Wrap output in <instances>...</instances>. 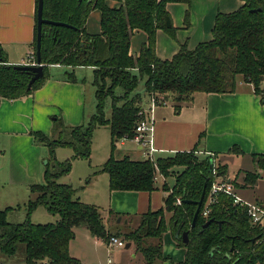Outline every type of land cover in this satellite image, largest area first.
Wrapping results in <instances>:
<instances>
[{
    "label": "trees",
    "instance_id": "obj_1",
    "mask_svg": "<svg viewBox=\"0 0 264 264\" xmlns=\"http://www.w3.org/2000/svg\"><path fill=\"white\" fill-rule=\"evenodd\" d=\"M240 1L243 5L237 11L217 15L210 41L198 44L193 50L180 45L170 60H161L155 54L157 31L174 36L176 30L166 5H189L190 0H43L42 18L70 27L42 25L39 57L43 76L29 90L27 86L33 73L8 65L0 50V100L31 95L49 78V66L90 67L93 68L96 115L87 126L70 128L69 139L65 141L48 138L41 132L31 133L36 145L48 148L56 169L50 170L48 161L43 173L44 183L29 187L35 198L27 203L25 221L10 223L7 215L13 208L0 210V264H15L19 244L24 246L19 264H81L68 252L75 227H85L103 242L114 236L105 228L97 207L82 203L75 197V189L56 181L70 172L72 160L89 159L93 131L103 126L110 130L111 153L99 172L108 176L109 191L151 193L157 189V175L163 178L174 175L164 207L141 214L137 228L123 235L143 255L145 264L166 260L162 253V236L167 230L176 245L185 249L183 260L177 264H264V228L253 226L246 212L234 206L231 198L219 195L207 217L202 216L210 185L214 179L224 177L226 166L217 165L213 175L212 157L199 158L196 149L158 158L155 162L113 157L116 142L133 138L145 98L169 99L178 113L181 105L190 104L196 93L232 94L238 81H242L252 86L264 106V89L261 88L264 82V0ZM110 2L117 6L110 7ZM37 3L38 0L36 13ZM93 10L100 13V32L89 35L85 25ZM36 13L32 45L35 61ZM137 31L145 33L147 38L138 55L132 56L130 40ZM66 81L75 82L72 72L66 73ZM141 81L142 94L137 91ZM107 97L111 98L110 115L105 118L102 104ZM56 121L54 131L62 133L65 125L61 120ZM57 148H71V160L57 162ZM229 152L243 154L237 146ZM251 157L255 171L246 172L243 178L244 186L248 187H254L261 177L258 172L264 171V154ZM174 168L181 170L174 172ZM231 184L238 186L234 180ZM161 190L169 192L165 184ZM201 198L199 214L191 228ZM176 199L180 200V205L176 204ZM38 206L58 216V220L52 224L31 223L29 214ZM207 221L211 222L203 228ZM184 232H188L186 245L182 242Z\"/></svg>",
    "mask_w": 264,
    "mask_h": 264
},
{
    "label": "crops",
    "instance_id": "obj_2",
    "mask_svg": "<svg viewBox=\"0 0 264 264\" xmlns=\"http://www.w3.org/2000/svg\"><path fill=\"white\" fill-rule=\"evenodd\" d=\"M221 1L219 0V3ZM108 5L110 7L117 6L115 2H110ZM174 5L183 8L182 15L188 12L186 11L188 5L183 3H168L166 5L172 22L175 23L176 31L182 30L181 28L186 29L183 22L181 25V22L178 23L173 18L170 9L174 10ZM207 5L209 4L206 3L201 6L202 14L206 18L199 39L201 41L206 40L208 36L206 28L211 16L208 17L206 13ZM35 13L36 0H0V50L3 52L8 65H22L24 60L32 55ZM85 29L89 35H96L100 32L99 11L93 10L89 13ZM136 37L138 40L134 44V48H129V54L132 56L138 55L147 38L145 33L137 31L131 37L130 46ZM183 41H185L184 37L179 36L178 33L175 38H170L166 33L157 31L155 38L156 56L161 60H170L178 52L180 45L185 44V42L182 43ZM61 68L63 66H49V78L42 87L31 95L16 100H0V166H3L0 170H3V177L9 186L28 192V199L31 197L29 177L16 176V157L22 153H27L28 149L35 152L33 148L36 144L31 136L35 129L36 132L45 133V136L50 134V137H53L51 133L52 117L58 118L61 113L65 112L63 118L68 125H71L73 120L81 114L82 104L85 106L86 86L75 75V82L66 81V73L68 72L61 74ZM78 68L83 67H67L68 71H72L73 74ZM85 68L90 69L93 73V68ZM51 69L58 71L51 75L49 72ZM198 101L199 103L202 102L201 106L200 104L197 106ZM190 105L191 108L182 117L184 120L182 122L172 119L166 110L159 108L161 106L154 108L152 114L154 116L153 147L157 150V153L154 154L157 159L196 149V155L202 156V158L212 157L213 171L216 173L217 165L226 166L227 172V165L220 160L223 156L248 157L254 165L251 156L264 154V106L261 104L260 97L254 94L251 85L238 81L237 88L232 94L196 93ZM127 141L131 142L132 140H121V146H124ZM233 146L239 147L243 154L230 153L229 150ZM137 150L140 151L138 147ZM140 153L142 154L141 151ZM43 155L44 152H41L37 158L39 159ZM123 157H128L133 161L145 159L143 155L131 158L129 154H124L121 158ZM253 170L255 171V167ZM259 174L261 175L260 180H262L264 171H260ZM222 179H226L230 183L232 181L227 178L226 174L224 177H220V180ZM156 181L157 178L155 180L157 189L151 193L109 191L111 203L105 220L108 222L111 216L115 217L114 214L119 215L121 219L124 217L128 220L130 217H138L148 211L163 208L167 194L161 190V185H158ZM163 181L167 183L166 178H163ZM27 186H29L28 189ZM169 186L172 187L173 185ZM235 194L237 195V193ZM156 199L159 203L151 209L152 200L156 201ZM254 203L264 206L262 200H256ZM101 218L104 220L103 217ZM69 254L72 255L70 246Z\"/></svg>",
    "mask_w": 264,
    "mask_h": 264
},
{
    "label": "rangeland",
    "instance_id": "obj_3",
    "mask_svg": "<svg viewBox=\"0 0 264 264\" xmlns=\"http://www.w3.org/2000/svg\"><path fill=\"white\" fill-rule=\"evenodd\" d=\"M206 3L209 4L207 5L206 13L208 14V17L211 16V18L209 20V25L206 28L208 31V36L206 37V40H202L203 42H207L212 39V28L217 15L232 13L233 11H237L243 5L240 0H222L220 3L219 0H190L188 10H186L188 12L183 13V15V8L179 5H174V10L170 9L172 11L173 18L178 23L181 22V25L183 22L186 29L181 28L182 30H175L174 36L169 37L175 38L177 33L179 36H183L185 41L182 43L185 42L188 50L195 49L197 45L200 44L199 42L203 43L199 39L202 34L203 26L206 23V18L205 15L202 14L201 6ZM174 25L175 23L173 26ZM137 40V37L132 40V44L130 46L131 49L134 48V44L137 42ZM24 61H26V59ZM61 70V74H64V72H72L68 71L67 67L64 66L61 68ZM56 71L58 70L51 69L49 72L52 75L57 73ZM92 74V71L85 67L75 70L74 75L86 86L85 106L82 104V107L80 108L81 114L73 120L74 122H72L73 124L71 125H68L63 118L65 112L61 113L58 118L52 117L51 133L53 137H50L49 134V136H47L48 138H61L63 141L68 140L70 128L77 126H87L90 123L92 117L96 115L97 102L95 99V88L92 84ZM108 87L109 83L107 82L105 86L106 90ZM261 88L264 89V82L261 84ZM137 91L138 93H143V81L139 83ZM115 92L117 93L118 91ZM160 99L162 100L164 98L159 97V100ZM151 103V98L148 97L144 99L141 111L144 113L145 117H148L149 106ZM201 103L198 101L197 106L199 104L201 106ZM110 104L111 98H105L102 104V112L105 118H108L110 115ZM190 104H182L178 113L174 111L175 104L169 99L165 100V104L157 103L155 108L161 106L159 108L166 110L172 119L182 122L184 121L182 117L186 115L188 110L191 108L189 107L191 106ZM54 118L61 120L65 125V128L61 130L62 133L54 131L56 130V127L54 128V124L57 123L56 120H52ZM34 132H36V129L33 131V133ZM120 143L122 142L118 141L115 143V149L113 151V157L115 159L121 158L124 154H129L131 158H137L143 155L137 150L138 146L135 141H127L125 142L124 146H121ZM42 148L44 149L42 150ZM33 149H35V152L28 149L27 153H22L16 157V176H20L21 178L29 177V186L42 185L44 183L43 173L48 161L50 170L53 171L56 169L54 163L51 162L52 159L50 158L49 150L46 146L35 145ZM90 150L91 155L88 160H72L70 172L67 175L59 177L56 181L60 184H68L73 189H75V197L78 198L82 203L97 207L101 217L104 219L102 222H104L103 224L105 228L119 240L123 241L124 246L112 247L108 246L107 242H101L99 240L96 241V237H94L85 227L78 226L73 229L74 239L69 243L70 252L72 255H69L77 259L81 264H145L143 255L136 249L133 243H130L131 246L129 248H125V245L129 242L123 237L125 233L134 231L137 228L140 222V216L130 217L128 220L127 218L125 219L123 217L120 222H117L120 216L117 218L111 216L108 222L105 220L109 205L111 203V196L108 189L107 175L105 173H100L99 170L111 153L110 130L108 127L103 126L95 128L92 134ZM41 152H44V155L38 159L37 156L41 154ZM72 156L73 150L71 148H58L55 150V160L57 162L63 163L65 161L71 160ZM196 156L202 158V156ZM151 159V161L155 162L157 158L155 155H153L151 156ZM220 160L227 165V178H230L232 181L234 180L238 185L234 187V191L237 193L239 198L250 203H254L256 200H262L264 202V177L262 180H260V177L256 186L254 187H248L247 185L244 186L243 175L246 172L243 171H252L255 167L248 157L243 158L238 156H223L220 158ZM1 167L3 166H0V168ZM180 170L181 168H174V172H180ZM252 172H254V170ZM156 178L158 185L162 186L165 184V186L169 189V192L166 193L168 195L170 193V189L172 188L169 185L174 184V175L172 177L169 176L166 178V182L169 185L163 181V177L160 175H157ZM223 180L226 181V179ZM29 186H27V189ZM34 198L35 196L31 195L30 199H28V192L24 191L23 189L9 186L8 182H6V179L3 177V170H0V210H3L7 207L13 208V210H11L7 215L8 222L21 223L25 221L27 218L26 214L28 212L26 207L27 203L34 200ZM158 203L159 202L157 199L156 201L152 200L151 209H153ZM168 218L169 216L167 215L166 219ZM57 220L58 216L47 213V211L42 206H38L29 214V221L33 224H52ZM150 243L155 242H147V244ZM23 248L24 246L22 244L17 246V258L14 259L15 264H19L18 261L21 259L20 257L23 252ZM184 251L185 249L183 247H178L176 245L170 231L167 230L162 236V253L166 260L160 263L156 262L155 264H177L179 261L183 260L185 254Z\"/></svg>",
    "mask_w": 264,
    "mask_h": 264
},
{
    "label": "built area",
    "instance_id": "obj_4",
    "mask_svg": "<svg viewBox=\"0 0 264 264\" xmlns=\"http://www.w3.org/2000/svg\"><path fill=\"white\" fill-rule=\"evenodd\" d=\"M35 57L30 55L26 61L22 64L25 66H35ZM151 105L149 106L148 111V117H145L144 113L140 111L138 113L139 120L135 125L134 128V136L133 140L135 141L139 150L142 152L145 159H151V156H153L155 153H157V150L153 147V133H154V122H153V110L156 106V104H165L164 99L157 98H151ZM144 115V116H143ZM213 175L215 174L214 171ZM226 195L227 197L231 198L232 204L234 206H237L241 209H243L246 212V215L250 221V223L253 226H260L261 228H264V206L257 203H248L243 201L241 198H239L234 191V186L225 180H220L219 178L214 179V181L210 185V189L208 192V197L206 200V203L204 205V210L202 212L203 217H207V215L210 212V206L212 204L216 203V199L219 195ZM180 200L176 199V204L180 205ZM108 246H114V247H123L124 242L119 240L115 236H110L107 240Z\"/></svg>",
    "mask_w": 264,
    "mask_h": 264
},
{
    "label": "water",
    "instance_id": "obj_5",
    "mask_svg": "<svg viewBox=\"0 0 264 264\" xmlns=\"http://www.w3.org/2000/svg\"><path fill=\"white\" fill-rule=\"evenodd\" d=\"M42 8H43V0H38L37 3V13H36V65L35 66H25V65H12L14 67V69H18V70H28L31 71L33 73V77L31 78V80L28 83L27 89L29 90L32 86V84L40 79L43 76V66L40 65V57H39V48H40V41H41V28L42 25H51V26H56V27H70L67 24L64 23H59V22H53V21H49V20H45L42 18ZM254 12V10H253ZM210 171H212V167H210ZM202 199L198 202V208L194 214L192 223H191V228L194 227L197 216L199 214V208L202 204ZM121 218L118 219L117 222H120ZM211 221H207L204 225L203 228H206ZM182 242L183 244H187L188 243V232H184L182 234ZM130 247V243H127L125 245V248H129Z\"/></svg>",
    "mask_w": 264,
    "mask_h": 264
}]
</instances>
